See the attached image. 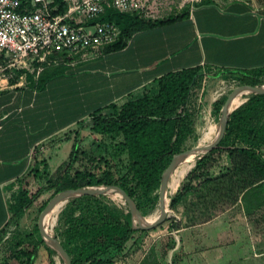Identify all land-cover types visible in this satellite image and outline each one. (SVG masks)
Returning a JSON list of instances; mask_svg holds the SVG:
<instances>
[{"label":"trees","instance_id":"trees-1","mask_svg":"<svg viewBox=\"0 0 264 264\" xmlns=\"http://www.w3.org/2000/svg\"><path fill=\"white\" fill-rule=\"evenodd\" d=\"M55 1L59 4L58 12L63 13L66 10L65 0ZM184 11L182 15L180 12L152 19L108 9L99 20L118 26L121 37L106 51L123 48L135 31L177 19L184 15ZM226 73L235 75L242 85L264 84V68ZM204 75L201 68L165 74L123 104L113 103L94 112L89 119H92L95 131L123 137L121 147L129 157L128 168L125 173H120L113 170L111 160L103 156L96 157L92 167L84 172L77 171L75 179L65 188L116 185L135 200L144 216L150 214L158 206L164 171L195 132L193 113L189 106L193 88L201 84ZM243 95L240 94L233 103ZM226 100L227 97L214 102L216 114L221 115ZM75 134L69 160L48 179L49 186L41 188L36 194H32L28 187L42 174L41 165L47 168V162H40L37 158L33 161L21 180L22 190L9 204L11 217L0 233L6 234L5 228L17 222L42 193L61 191L79 159L80 132ZM263 148L264 95H250L245 103L231 113L226 134L219 146L199 159L187 174L171 206L175 208L192 197L191 205L203 211L201 214L204 219H196L194 223L197 224L211 221L221 212L235 206H240L251 221L257 210L264 206ZM223 151L228 156V165L222 162L215 165L219 171L214 173L213 163L221 160ZM216 154L219 159L213 162ZM106 199L105 195L81 196L70 200L62 211L66 224L60 241L69 253L72 264H112L115 256L133 240L137 230L133 227L131 213L111 207ZM181 228L178 224L172 225L173 230ZM39 232V228H36V233ZM2 237L0 235V240ZM55 254L56 251L41 237L37 240L35 234H29L16 241L3 264H37L43 256L48 264H56Z\"/></svg>","mask_w":264,"mask_h":264},{"label":"crops","instance_id":"crops-1","mask_svg":"<svg viewBox=\"0 0 264 264\" xmlns=\"http://www.w3.org/2000/svg\"><path fill=\"white\" fill-rule=\"evenodd\" d=\"M183 10L177 19L135 31L121 49L89 53L40 74H0V232L11 217L12 193L40 161L37 152L71 143L74 127L94 112L123 104L171 72L201 68L211 79L264 68V0H194ZM237 218L248 225L235 206L203 226Z\"/></svg>","mask_w":264,"mask_h":264},{"label":"rangeland","instance_id":"rangeland-1","mask_svg":"<svg viewBox=\"0 0 264 264\" xmlns=\"http://www.w3.org/2000/svg\"><path fill=\"white\" fill-rule=\"evenodd\" d=\"M188 3L190 2L186 0H166L167 5L164 10L167 11L161 15L167 16L180 13V10L186 8ZM214 74V78L211 79V75H204L201 84L193 88L189 107L193 113L195 132L183 145L182 152L199 145L209 121L219 123L221 115L216 114L214 111V102L225 97L228 98L235 88L242 85L233 74L228 73L224 78H219L218 74ZM92 124V119H88L74 127V132H80L79 159L61 191L69 189L65 187L68 186L71 180L75 179L77 171L84 172L86 169H90L93 165V159L96 157L108 158L111 160L113 170L120 173H125L128 168L129 157L121 147L123 137L117 134H104L95 131ZM75 135H73L74 139L71 143L64 140L59 142V145L56 144L58 146L52 151L41 149L37 152L40 162L43 160L47 162V168L41 165L42 174L39 178L34 179L28 187L32 194H36L41 188L46 189L49 186L48 179L55 175L58 168L69 160L75 142ZM222 154L220 161L217 154L214 157L213 162L216 159L218 160L213 163L214 173H218V168L215 165L228 160V156L224 151ZM197 161L192 168L196 166ZM184 179L180 183V187ZM21 185L22 183L12 193L9 199L10 203L14 201L15 195L22 190ZM179 186L176 190H169V216L167 220L154 229H137L133 240L126 245L122 252L115 256L112 264H264V206L257 210L251 221L248 219L247 226L237 218L229 221V223L226 220L224 223L217 222L214 228L205 227V229L204 223H194L196 219L201 221L204 217L201 214L203 211L200 210V207L197 209L191 205L192 197H189L175 208L171 206L172 199L179 190ZM58 193L55 190L42 193L17 222L11 223L5 228L6 234L0 233L1 237L3 236L0 240V264H3L20 237L35 234V239L42 238L40 232L36 233L42 213L41 209ZM105 196H107V204L111 207H116L126 213L129 211L123 198L116 199L110 195ZM65 206L66 204L59 210L54 226L50 227L53 236L59 240L63 239L62 232L66 224V218L62 217ZM159 212V206H157L145 217L157 215ZM173 224H178L182 228L173 230ZM219 232H223V234ZM54 258L56 264H65L57 252ZM37 264L48 263L43 256Z\"/></svg>","mask_w":264,"mask_h":264},{"label":"built area","instance_id":"built-area-1","mask_svg":"<svg viewBox=\"0 0 264 264\" xmlns=\"http://www.w3.org/2000/svg\"><path fill=\"white\" fill-rule=\"evenodd\" d=\"M65 2L66 10L59 13L55 0H0V74L15 69L40 74L103 53L121 37L118 26L99 20L108 9L152 19L167 11L166 0Z\"/></svg>","mask_w":264,"mask_h":264},{"label":"water","instance_id":"water-1","mask_svg":"<svg viewBox=\"0 0 264 264\" xmlns=\"http://www.w3.org/2000/svg\"><path fill=\"white\" fill-rule=\"evenodd\" d=\"M242 90H249L251 95H264V84L261 85H241L235 88L228 96L225 104L223 105V108L221 110V118L219 121L220 124V132L218 137L208 146H205L203 148L200 147H194L190 150H187L185 152L179 153L174 155L170 165L167 167V169L164 171L161 179V186L159 189V210L160 214L158 217L153 220L152 222H144L143 218L145 217L141 211L139 210L137 203L135 200L128 195V193L122 189L119 186L116 185H107V186H87V187H81L77 189H68L59 192L56 194L46 205L44 210L42 211L39 222H38V228L40 230V233L42 235L43 240L46 242V244L51 247L53 250H55L64 260L65 264H72V259L61 243V241L56 238V237H51L49 236L44 228V218L45 216L50 213L58 204L60 203H65L67 204L70 200L85 196V195H93V196H99V195H108L109 191L110 192H115L118 193L122 196V198L125 200L126 204L128 205L129 212L132 215V220H133V227L134 229H140V230H150L154 229L157 226L161 225L163 222H165L169 216L168 212V206H169V198L167 196L169 192V182H170V177L171 173L173 170L177 167L179 160L183 155L189 154V153H197L200 154L199 159L203 158L207 154H209L213 149H215L221 141L223 140L227 126H228V121L231 113L235 111L237 108H239L241 105L233 109L231 112H229V105L232 102L234 96ZM248 99L245 100V102ZM244 102V103H245ZM192 169V168H191ZM64 204V205H65ZM135 219H138V224H136Z\"/></svg>","mask_w":264,"mask_h":264},{"label":"bare ground","instance_id":"bare-ground-1","mask_svg":"<svg viewBox=\"0 0 264 264\" xmlns=\"http://www.w3.org/2000/svg\"><path fill=\"white\" fill-rule=\"evenodd\" d=\"M240 94H244V95L238 101H236L235 103H233L234 100ZM250 95L251 94H250V91L249 90L239 91L234 96L232 102L229 105V112H231L233 109H235L236 107H238L239 105H241L242 103H244L245 100L247 99V97L250 96ZM219 132H220V124L219 123H213V122L209 121L208 124H207L206 129L203 132V135L201 137V140L199 142V145L197 147L203 148V147L208 146L209 144H211L218 137ZM199 157H200V154H197V153H189V154L183 155L181 157V159L179 160V163H178L177 167L171 173L170 182H169V190L170 189L176 190L178 188V186L180 185V183L182 182V180L189 173V171L194 166L195 162L198 160ZM182 162H183V164L181 165ZM169 194H170V191L167 194L168 198H169ZM108 195H110V196H112V197H114L116 199H122V196L120 194H118V193H115V192H110L109 191ZM64 204L65 203L58 204L44 218V228H45V231L51 237H53V234L51 233L50 227H53L54 224L56 223V220H57V217L56 216H57L59 210L64 206ZM159 214H160V212H159ZM159 214L153 215L151 217H144L143 218V221L144 222H147V223L152 222L153 220H155L158 217ZM135 222H136V224H138V219H135Z\"/></svg>","mask_w":264,"mask_h":264}]
</instances>
